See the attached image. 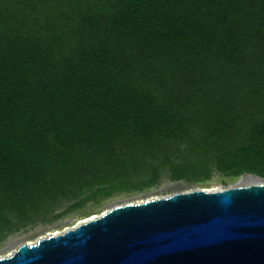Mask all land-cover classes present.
<instances>
[{
    "label": "trees",
    "instance_id": "1",
    "mask_svg": "<svg viewBox=\"0 0 264 264\" xmlns=\"http://www.w3.org/2000/svg\"><path fill=\"white\" fill-rule=\"evenodd\" d=\"M214 173L264 179V0H0V240Z\"/></svg>",
    "mask_w": 264,
    "mask_h": 264
},
{
    "label": "water",
    "instance_id": "2",
    "mask_svg": "<svg viewBox=\"0 0 264 264\" xmlns=\"http://www.w3.org/2000/svg\"><path fill=\"white\" fill-rule=\"evenodd\" d=\"M0 264H264V183L115 207Z\"/></svg>",
    "mask_w": 264,
    "mask_h": 264
},
{
    "label": "rangeland",
    "instance_id": "3",
    "mask_svg": "<svg viewBox=\"0 0 264 264\" xmlns=\"http://www.w3.org/2000/svg\"><path fill=\"white\" fill-rule=\"evenodd\" d=\"M252 182V184H251ZM264 183V179L254 175L244 174L237 178L223 177L214 173L204 181L162 178L156 185L143 190L120 191L102 199L99 202H86L82 206L62 214L66 206L57 209L45 222H36L19 231L13 232L0 240V259L14 253L23 244L31 245L39 239L50 235H59L79 224L99 217L107 211L126 204H138L159 198H166L178 193H187L195 190L222 191L232 187H242Z\"/></svg>",
    "mask_w": 264,
    "mask_h": 264
},
{
    "label": "bare ground",
    "instance_id": "4",
    "mask_svg": "<svg viewBox=\"0 0 264 264\" xmlns=\"http://www.w3.org/2000/svg\"><path fill=\"white\" fill-rule=\"evenodd\" d=\"M251 184H252V182H251Z\"/></svg>",
    "mask_w": 264,
    "mask_h": 264
}]
</instances>
